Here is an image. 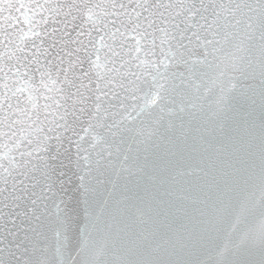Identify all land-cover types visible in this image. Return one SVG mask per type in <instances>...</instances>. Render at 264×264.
Masks as SVG:
<instances>
[{
  "label": "snow or ice",
  "instance_id": "obj_1",
  "mask_svg": "<svg viewBox=\"0 0 264 264\" xmlns=\"http://www.w3.org/2000/svg\"><path fill=\"white\" fill-rule=\"evenodd\" d=\"M23 7L0 0V13ZM193 15L199 21L181 31L183 41L195 29L188 45L142 61L147 75L131 73L127 84L122 78L124 95L112 93L117 103L103 110L96 103L89 113L90 150L77 145L87 155L73 173L82 199L76 208L68 207L71 197L56 203L72 181L64 171L59 189L49 184L55 213L33 211V231L45 244L37 264H264V0H201ZM257 95L258 132L237 120ZM257 168L260 227L245 230L238 225L255 205L244 193ZM81 202L82 243L72 256L68 233L79 227ZM101 241L119 244L123 255L102 261ZM205 251L216 258L200 259Z\"/></svg>",
  "mask_w": 264,
  "mask_h": 264
},
{
  "label": "water",
  "instance_id": "obj_2",
  "mask_svg": "<svg viewBox=\"0 0 264 264\" xmlns=\"http://www.w3.org/2000/svg\"><path fill=\"white\" fill-rule=\"evenodd\" d=\"M14 2L17 8L20 4L24 7L0 13V264H37L45 259L40 251L45 244L33 231L37 227L33 211L55 213L49 184L55 183L59 189V180L67 179L59 176L64 171L72 181L65 185L68 191L56 197V203L60 198L69 202L71 197L68 207L76 208L77 199H82L74 191L79 181L73 173L77 159L82 164L87 155L78 152L77 145L89 149L90 135L84 131L89 113H95L96 103L102 110L117 103L112 93L124 95L118 87L122 78L127 84L134 78L131 73L147 75L142 61L163 59L161 49L176 51L178 42L189 44L188 37L195 29L184 31L183 41L181 31L199 21L193 13L201 0ZM210 2L203 0L205 6ZM248 83L258 84V80ZM255 99L254 106L245 104L240 109L237 120L243 116L258 132V95ZM258 172L257 168L244 193L251 197L249 207L255 205L238 225L245 230L258 231L260 227ZM83 209L81 202L79 227L73 226L68 233L72 256L82 243ZM179 224L177 219L175 227ZM98 246L104 247L102 261L123 255L119 244L105 246L101 241ZM215 258V251L200 255L202 260Z\"/></svg>",
  "mask_w": 264,
  "mask_h": 264
}]
</instances>
